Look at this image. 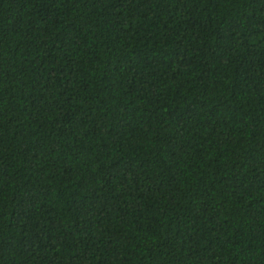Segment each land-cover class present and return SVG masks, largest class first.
Segmentation results:
<instances>
[{
	"label": "trees",
	"instance_id": "1",
	"mask_svg": "<svg viewBox=\"0 0 264 264\" xmlns=\"http://www.w3.org/2000/svg\"><path fill=\"white\" fill-rule=\"evenodd\" d=\"M0 264H264V0H0Z\"/></svg>",
	"mask_w": 264,
	"mask_h": 264
}]
</instances>
